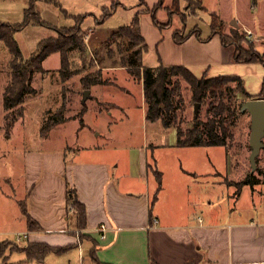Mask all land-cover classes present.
Returning a JSON list of instances; mask_svg holds the SVG:
<instances>
[{"label": "crops", "instance_id": "0c3cea01", "mask_svg": "<svg viewBox=\"0 0 264 264\" xmlns=\"http://www.w3.org/2000/svg\"><path fill=\"white\" fill-rule=\"evenodd\" d=\"M27 1L23 0V4ZM144 1L152 6L158 0ZM172 1L164 0L163 5L170 6ZM198 1L200 7L197 8V14L199 11H208L210 21V13L216 12L224 20L225 32L229 33L230 29L235 27L232 23L236 22L237 26L252 35L256 46L264 44V0H226L228 5L226 15L222 5L224 0ZM187 2L188 0H180V6L185 13ZM121 3L116 10L124 5ZM241 3L245 6L242 7ZM135 6L137 9L134 14L140 9L139 0ZM243 9L245 13H242ZM165 10L162 7L157 12V17L161 21L167 19L168 14ZM140 14L147 20L141 21V34L147 45L149 43L155 46L163 64L184 65L192 71L195 69L194 66H199L201 74L208 67L210 75H239L250 95L254 96L260 90L264 65L235 63L232 47L221 44L218 35H211L205 40L210 34L207 33L202 36L204 38L202 40L191 34L183 43H175L172 33L183 25L180 14L172 17L171 26L162 29L154 25L149 11ZM196 25L200 27L199 24L195 23L194 26ZM188 26L186 22V30L194 27ZM90 30L94 32L93 27H90ZM212 66L216 68L214 71L210 69ZM104 68L127 69L123 64ZM209 74L207 76H210ZM103 84L107 83L95 84L103 86L102 89L89 88L90 92L99 93L89 101H94L95 105L103 102L115 104L113 107L116 109L123 107L116 103L119 102V95L112 97L113 92ZM87 98L84 99L82 96V101L85 102ZM142 99L145 107L143 96ZM83 106L84 115L92 111L91 118L93 115L103 116L102 119L106 120L105 125L99 130L95 129L94 124L92 128L94 136L104 133L106 138L112 137L114 134L109 129V122L107 124L106 122L109 120L108 117L115 113V108L108 107L104 114L103 110L97 107H89V102ZM88 116L90 117V114ZM84 125L80 129L85 127ZM82 138L84 142L80 141L70 147L76 148L78 155H75L74 159L68 158L63 147L48 148L43 152L29 150L24 155V169L17 176L24 180L26 209L41 225V229H29L21 209L22 198L18 202L24 218L22 221L24 228L16 229V233L26 232L28 237L32 233L29 240L44 241L55 246L70 245L69 248L78 246L79 250L84 249L90 262L95 261L98 264H264V183L259 182L261 188L254 186L252 190L244 184L236 192H231V188L227 186L226 190L221 189L217 192L218 184L211 176L214 174L213 171L203 170L205 180L189 178L191 186L187 183L186 188L192 198H189L187 202L189 206L186 207L181 192L182 186H177L179 194L174 182L166 187L161 170V186L158 187V183L153 186L149 182L148 169L151 163L146 158L145 150L148 145L133 147L131 144L121 146L108 143L99 146L95 145V141L85 142L86 134L82 135ZM151 144L179 148L197 146H178L176 135L171 137L164 135L159 143L156 141L155 144ZM90 145L93 146L88 147ZM121 147L126 150L125 154H116ZM85 152L87 155H84ZM230 165L228 170L231 172ZM195 175L194 172L190 177ZM245 176L246 172L243 171L242 179ZM136 181L139 185H133ZM223 181L228 182V186L233 183L230 178ZM223 181L217 182L224 183ZM67 182L76 187L79 200L87 209V224L84 228L77 227L75 214L67 206ZM215 192L223 193L215 195ZM249 193L250 197L255 196L262 200L260 207L256 208L246 200ZM101 223L107 225L105 238L99 237L97 226ZM8 232H10L8 229L0 227V235ZM80 232L86 234L85 243L84 239L78 237ZM79 261L76 264H79ZM41 262L44 264L45 259Z\"/></svg>", "mask_w": 264, "mask_h": 264}, {"label": "rangeland", "instance_id": "374dc122", "mask_svg": "<svg viewBox=\"0 0 264 264\" xmlns=\"http://www.w3.org/2000/svg\"><path fill=\"white\" fill-rule=\"evenodd\" d=\"M52 1L38 0L37 9L45 21L58 27H69V25L74 23L73 17H66L61 8L74 15L84 14L85 12L92 13L86 16L82 24L83 28H85L84 40L88 44V52L83 57L79 54L78 50H72L70 52V61L66 73L60 71L61 56L59 53L55 52L48 55L42 63L43 70L34 73L32 86L35 88V91L26 95L22 105H17L11 112H8L3 107L2 98L4 86L10 77L8 63L11 54L5 47L4 42L0 41V227L10 231L6 234H1L0 240L8 239L13 243V246L18 245L19 247H24L29 243V239L32 236V233H30L28 238L17 240V233L15 231L16 229L23 230L24 228V225H22L24 218L18 202L19 199L23 198L22 200H24L25 197L24 180L20 179V176H17L24 169V155L29 150L43 152L44 150H48V148L63 147L68 158L74 159V156L78 154H76V148L72 149L70 147L76 145V143H80V141L81 143L84 142L82 135L85 134L87 135L85 142L95 141V145L99 146H104L108 143L121 146L131 144L133 147L141 144H146L145 147L148 145V148H145V150L146 158L151 163L148 169L149 182L153 186L157 184V176L153 169L161 170L164 175L166 187L172 185L174 182L176 184L175 189L178 191L177 194H179L180 190L177 186H182L181 192L184 206L186 207L189 206L187 202H189V198L191 197V194H189L186 188L187 183L191 186L189 178L193 180H205L206 175L202 173L204 171H213L214 174L211 176L216 180L215 183L218 184L216 187L217 192L221 189L226 190L227 187L231 188V192L238 191L239 187L235 184V180L242 179L243 171L246 172V175L253 173L254 182H257L252 186L245 184V187L251 190L254 186L255 188H261L259 184L261 182L264 183V146L257 154L256 165L253 169L248 157L251 152L250 142L248 141L251 130L250 113L246 110H240L235 124L231 126L233 136L230 140L227 137V141H229L227 147L210 145L179 148L170 145L155 146L151 144H155L156 141L159 143L164 135L170 137L175 136L176 129L172 127L163 128L159 121L152 122L146 119V106L144 107L145 103L142 99L143 87L130 70L125 68L123 70L104 68L105 66L114 64L130 63L132 53L136 47L130 46V42L121 35H113L111 32L122 25L129 24L137 9L135 6L137 0H57L58 5L52 3ZM121 2L124 5L119 7L118 10H115L112 15L103 21L96 20L103 13V6H114L117 3L122 5ZM27 5L28 1L26 4H23V0H0V21H22L23 9ZM139 5L140 9L137 12H145L153 9L155 4L150 6L146 1L141 0L140 2L139 0ZM222 5L226 15L228 13L227 1L224 0ZM170 6H164L162 4L161 8H165L167 12ZM187 6L188 4L184 8V10H187L186 13L183 11L182 6L179 7L181 14H190V8ZM241 6L244 7L245 4L241 3ZM242 13H245L244 9ZM139 16L141 23L145 16L143 14ZM157 20L160 21L158 17ZM145 21L147 20L145 19ZM186 22H188V27L190 28L195 23L199 24L200 33L202 32L201 36L210 33L208 11H199L198 14H191L187 17ZM90 27H93L94 32L90 30ZM223 32L227 33L225 32V25ZM56 34L55 29L53 30L42 25L27 24L24 29L16 32L14 37L23 57H26L36 50L39 39L51 37ZM249 40L255 43L253 37ZM256 47L264 53V44H257ZM142 56L141 62L143 66L159 64V53H157L155 46L152 44L148 43V47L146 51H143ZM194 67L197 73L194 70L193 72L201 75V67ZM210 69L214 71L216 68L212 66ZM204 71L209 74L210 70L206 67ZM92 73L101 74V77L107 83L103 85H107L113 92L111 93L112 97L119 95V102L116 103L123 106L121 107L122 109L113 107L115 104L111 105L103 102L100 105H95L94 101L90 102V98L99 94H96V91H91L87 100L85 102L82 101V79ZM181 83V96L183 99L178 103L177 123H180L185 128L192 125L195 115V103L198 102L197 112H200L202 117L206 113L207 105L192 97L187 82L182 80ZM230 84L233 86L237 85L233 81ZM102 87L95 84L91 85L93 89H102ZM237 97V103L248 99L241 92L237 94ZM114 99L117 100V98ZM88 102L89 107H97L103 110L104 114L107 112L108 107L112 106L109 109L115 108V113L113 116H109V120L106 122V124L109 122V129L114 134L112 137L106 138L104 133L99 136H94L92 130L94 124L96 125L95 129L99 130L100 127L105 125L104 122L106 120L102 119L103 116L93 115L94 117L91 118L90 112L92 111L84 115V112L82 113L81 111L83 105H87ZM118 111L121 113L119 114ZM89 114L90 117L88 116ZM48 116L56 119L62 116L65 117V120L57 122L50 129L45 130L43 127L47 124ZM84 120L86 121L85 123ZM83 125L85 127L80 129ZM262 141H264V137ZM92 146L90 145L88 147ZM86 152L84 155H87ZM125 152L126 150L121 147L120 151L115 153L119 155V153L125 154ZM229 165L231 172L228 170ZM194 172L196 174L195 177H190V174ZM227 178H230L231 182H233L229 186L228 182L223 181ZM208 179L210 180V178ZM220 180L224 183L217 182ZM133 185H139V182L136 181ZM219 193L215 192V195ZM246 200L256 208L260 207V204L263 203L262 200L257 199L255 196L253 198L250 197V193L246 197ZM83 242L85 243L86 239ZM82 251H84L83 248ZM78 252V246L64 250L60 254L49 252L46 255L44 264H76L80 259V253ZM83 258L85 261L90 262L85 251ZM0 264H43V262L29 259L23 250L7 249L5 255L0 257Z\"/></svg>", "mask_w": 264, "mask_h": 264}, {"label": "trees", "instance_id": "16d2710c", "mask_svg": "<svg viewBox=\"0 0 264 264\" xmlns=\"http://www.w3.org/2000/svg\"><path fill=\"white\" fill-rule=\"evenodd\" d=\"M164 0H158L150 9L151 20L156 27L162 29L172 25V17L175 14H181L180 1L173 0L171 6L167 10V19L165 21L157 20V12L161 8ZM38 0H28V5L23 9V19L20 22H4L0 21V41L4 42L5 47L11 54L9 59V81L4 86L2 103L5 111L11 112L17 105H22L26 95L33 93L35 88L32 86L34 73L43 70V61L48 55L58 52L61 56L62 73H66L69 66L70 52L78 50L83 57L86 56L88 44L84 40L85 28L83 22L87 15L92 13L85 12L84 14H70L67 10L62 9L66 17L72 16L74 23L69 27L52 25L45 21L37 9ZM141 2V0H140ZM52 3L57 4V0ZM118 4V3H117ZM117 4L114 6H103V13L96 20H105L112 15L117 9ZM119 5V4H118ZM188 6L191 13H197V8L200 7L198 0H188ZM140 12H136L129 24L120 26L113 35L119 34L130 42V46L136 47L132 53L130 63L123 64L128 70L133 73L143 84V98L146 102V119L150 121H159L163 127L176 129V144L178 146H195V145H222L227 147L229 140L233 136L232 127L235 124L238 113H240L241 103H237V94L241 92L248 99L254 97L264 98V76L262 77L260 90L253 95H250L245 87L244 81L239 75L223 74L218 76H207L206 71L201 75H196L189 67L184 65H165L160 61L155 67L143 66L142 55L146 51L148 45L141 34ZM186 14H181L183 22L182 27L173 31L172 37L175 43H183L185 40L195 34L199 39H204L200 33V27L197 25L186 31ZM34 24L42 25L55 29L57 34L51 37L39 39V43L35 51L28 56L23 57L18 43L15 40L14 34L24 29L25 25ZM224 20L216 12L210 13V34L218 35L221 44L231 46L233 50V61L235 63H260L264 65V53L256 48V44L249 40L246 31L239 26L232 27L229 33L223 32ZM187 82L192 97L207 105L204 117L200 112H194V118L190 127H182L178 122V103L182 101V83ZM236 82L233 86L230 82ZM105 79L100 73L86 75L82 79L83 92L93 84H101ZM85 110L83 106L82 111ZM81 111V112H82ZM65 120V117L54 118L48 116L47 124L43 128L50 129L57 122ZM227 150V148H226ZM150 167V165H149ZM158 180V187L161 186V173L157 169H153ZM254 174L248 173L241 181L235 184L242 188L244 184H256L254 182ZM66 203L75 214V223L77 227L84 228L86 226L87 209L83 202L79 200L78 192L75 186L67 182ZM156 197V193L154 194ZM21 209L24 212L26 224L29 229H41L36 219L32 217L28 209H26L25 201H21ZM151 218V214H150ZM80 239H84L86 234L78 235ZM70 245L55 246L44 241H32L24 247L18 245L13 246V243L8 239L0 240V257L5 255L7 249H20L25 252L29 259L43 261L47 253L54 252L60 254L62 251L69 248ZM93 249V248H92Z\"/></svg>", "mask_w": 264, "mask_h": 264}, {"label": "water", "instance_id": "95a60500", "mask_svg": "<svg viewBox=\"0 0 264 264\" xmlns=\"http://www.w3.org/2000/svg\"><path fill=\"white\" fill-rule=\"evenodd\" d=\"M233 26L237 27V23L233 22ZM89 89L85 90L83 93V98L86 99L89 95ZM198 102L195 103L194 112H197ZM240 110H246L250 113V135L249 142L251 147V152L249 154V161L252 168H255L256 157L260 152V149L264 146V98L254 97L247 99L241 103Z\"/></svg>", "mask_w": 264, "mask_h": 264}, {"label": "built area", "instance_id": "2783aa9c", "mask_svg": "<svg viewBox=\"0 0 264 264\" xmlns=\"http://www.w3.org/2000/svg\"><path fill=\"white\" fill-rule=\"evenodd\" d=\"M246 35H247V38H248V39H252V37H251L252 35H250L249 32H247ZM153 221L156 222L155 219H153ZM106 228H107V225H106L105 223H101V224L98 226L97 229H98V233H99V237H100V238H105L104 236H105ZM16 237H17V240H20V239H22V238H28V233H26V232H19V233L16 234ZM79 253H80V254H79V255H80V261H79V264H98V263L95 262V261H92V262H87V261H85L84 258H83V253H82L81 250H79Z\"/></svg>", "mask_w": 264, "mask_h": 264}, {"label": "bare ground", "instance_id": "6f19581e", "mask_svg": "<svg viewBox=\"0 0 264 264\" xmlns=\"http://www.w3.org/2000/svg\"><path fill=\"white\" fill-rule=\"evenodd\" d=\"M98 227V226H97Z\"/></svg>", "mask_w": 264, "mask_h": 264}]
</instances>
